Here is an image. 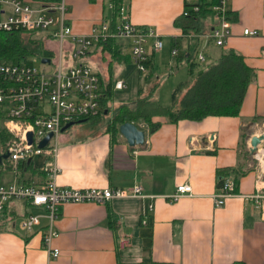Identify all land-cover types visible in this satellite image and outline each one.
Segmentation results:
<instances>
[{
    "label": "crops",
    "instance_id": "1",
    "mask_svg": "<svg viewBox=\"0 0 264 264\" xmlns=\"http://www.w3.org/2000/svg\"><path fill=\"white\" fill-rule=\"evenodd\" d=\"M66 3L67 21L78 34L90 33L94 25L103 21L115 26L121 21L123 8L130 22L151 27L163 42L166 39L171 70L186 66L187 77L172 90L171 105L164 106L158 99L161 80L153 70L165 44L159 51L148 47L151 66L141 72L133 64L124 65L135 64L130 42L115 39L119 51H106L112 58L106 59L104 73L96 71L103 86L112 82L109 108L115 99L116 82L124 80L126 88L136 70L137 90L119 108L135 104L142 94L164 107L172 106L174 90L191 78L188 64L192 38L201 43L194 56L198 62L195 71L205 69L223 51L232 49L244 56L255 74L238 114L177 121L155 115L153 120L160 123L155 130L133 122L146 132L143 145H129L120 126L112 132L109 124L94 133H84L82 127L76 132H62L56 158L60 186L122 188L130 192L140 185L147 196L119 197L106 204L61 205L56 221L59 235L53 242L61 253L55 259L50 258L43 242L48 224L46 209L27 200L8 202L0 212V264H264V140L255 153L251 150L252 137L264 133V0H230L233 33L224 46H217L204 35L216 26L209 11L202 14L199 33L184 32L180 19L188 0H123L117 13L112 0ZM245 28L261 33L247 36L243 34ZM174 48L178 49L177 55L172 53ZM202 53L205 61L199 58ZM184 93L183 90L179 97ZM47 160L37 156L27 162L31 168L25 163L16 166L9 159L3 160L0 184H43L48 177L42 170ZM226 169L229 174L225 178L234 181L235 195L218 206L215 196L223 188L219 172ZM182 184H190L192 193L174 200L172 196ZM30 214L41 217L34 230L28 232L20 222ZM124 236L130 238L127 244L121 242Z\"/></svg>",
    "mask_w": 264,
    "mask_h": 264
},
{
    "label": "built area",
    "instance_id": "2",
    "mask_svg": "<svg viewBox=\"0 0 264 264\" xmlns=\"http://www.w3.org/2000/svg\"><path fill=\"white\" fill-rule=\"evenodd\" d=\"M229 2L230 0H188L184 15L204 13L205 10L211 12L216 26L204 35L212 38L217 46H224L233 33ZM67 11L66 0L50 5L26 0H0V32L42 31L47 34L49 42L59 44L62 52L59 57H50V63H44L53 65L52 70L33 65L29 60L18 63L0 61V106L5 110V127L14 135L1 152H10L8 159L16 166L31 162L37 156L48 159L42 167L48 175L43 184H0V212L5 204L13 200H27L32 205L45 208L48 224L43 231V242L52 259L59 257L61 253L53 244L59 235L56 221L61 205L70 202L106 204L119 197L147 196L140 185L129 192L122 188H70L58 184L60 167L56 158L62 127L71 121H87L101 116L104 111V93L99 74L82 61L77 66L64 64L63 52L69 50L75 58H83L89 56L95 44L117 38L128 39L133 61L141 72H146L150 57L148 47L159 51L164 46L162 37L156 30L133 24L125 16L123 8L120 23L111 27L103 21L94 25L88 34L73 31L67 21ZM243 34L258 36L260 31L245 28ZM172 53L177 55L178 49L174 48ZM199 58L205 61L206 55L202 53ZM125 86L124 80H118L115 84L116 89ZM30 132L33 138L31 143ZM50 133L52 136L49 142L41 147L40 142ZM234 185L232 179H224L222 192L215 196L218 206L224 204L227 197L235 195ZM191 193L192 186L182 184L172 198L175 200ZM40 217L37 214L23 217L21 228L33 231L40 222ZM129 241L127 236L121 238L123 244Z\"/></svg>",
    "mask_w": 264,
    "mask_h": 264
},
{
    "label": "trees",
    "instance_id": "3",
    "mask_svg": "<svg viewBox=\"0 0 264 264\" xmlns=\"http://www.w3.org/2000/svg\"><path fill=\"white\" fill-rule=\"evenodd\" d=\"M31 3H41L50 5L60 3L61 0H26ZM96 1V0H90ZM115 13L118 12L123 4V0H112ZM203 13H195L189 16L182 15L180 24L185 33H199L200 21ZM32 35L36 38H31L28 43L24 42V35ZM39 35V37L36 36ZM40 41L46 44L48 41L47 34L42 31H26L20 30L15 32H0V61L18 63L30 60L29 57L39 56L53 57L52 50H43ZM35 44V45H33ZM104 51H119V44L115 39L107 42L95 44ZM34 46V47H33ZM190 62L189 72L190 80L187 83H181L173 92V105L164 107L159 103L151 100L149 97L142 96L138 98L135 104H126L119 108V111L109 123L110 131L116 132L118 127L125 122H139L141 120L149 123L152 130L160 126L159 122H155L152 117L154 115H163L168 119L177 121L179 119L202 120L208 115L222 114H238L241 105L244 101L249 83L252 81L255 70L251 68L245 61L242 54L235 50L223 51L221 56L208 64L205 69L195 71L198 62L194 56L199 51L201 43L199 39L192 38L190 43ZM195 47V48H194ZM117 48V49H116ZM116 49V50H115ZM185 56V55H184ZM147 65L150 67L149 62ZM101 80V88L104 96L102 97V105L104 107L103 114L108 109L110 112L108 99L112 92V82L105 86ZM185 91L183 97H179L182 91ZM108 93V94H107ZM148 107L154 109L153 112H148ZM5 110L0 106V118L4 119ZM1 141L6 148V141L10 136L3 130H0ZM27 163H25V166ZM0 166H2L0 164ZM23 166V165H22ZM31 168V165H27ZM229 171L226 169L219 172V184L223 187L224 178L227 177ZM5 207V206H4ZM4 209V208H3ZM3 212V210H2ZM130 264H172V263H157V262H139Z\"/></svg>",
    "mask_w": 264,
    "mask_h": 264
},
{
    "label": "rangeland",
    "instance_id": "4",
    "mask_svg": "<svg viewBox=\"0 0 264 264\" xmlns=\"http://www.w3.org/2000/svg\"><path fill=\"white\" fill-rule=\"evenodd\" d=\"M76 33V32H75ZM261 33V32H260ZM37 37H39V35L36 34ZM36 38L32 35H24L23 36V40L24 42L28 43L30 41L31 38ZM129 41L128 39H119L117 38V42L119 41ZM164 44H165V49L164 52L160 53L157 58V65L155 67V69L153 70V73L155 75H158L160 77L161 80V87L159 89L158 92V99L160 101V103L162 105H171V95H172V90L174 89V87L176 86V84L185 79L187 77V72H186V66L185 64H182L178 69H172L173 73L170 74L172 72V70L170 69L171 65V61H172V57L170 55V53L168 52V44L166 43V39H164ZM42 47L43 50H52L54 52V55L56 57V55L59 57L60 54L62 55L61 50L59 49V44L57 42H49L47 41L46 44L40 41L39 43ZM35 45V44H33ZM36 46V45H35ZM34 47V46H33ZM59 51V52H58ZM124 51L128 52L129 48L127 46H124ZM103 55L105 57V59H103ZM31 61V63L33 65H36L38 67L41 68H46L48 70H52L53 69V65H49V64H44L41 61V58L39 56H35L33 58V56L29 57ZM112 58L110 53L108 52H103L101 50L98 49L97 45H95L92 50L91 53L89 54V56L83 57V58H75L73 56V54L71 53V51L66 50L63 52V61L64 64H68L69 66H77L79 65V63L82 61L85 64L90 65L95 71L97 72H103L104 73V67L106 66V59H110ZM136 66L133 62L130 64H126L124 63V65H129V66ZM171 75V76H170ZM138 81H139V71L136 70V72L134 73V76H132L130 79L127 80L128 84L127 87L124 89H116L114 94V98L113 101L110 103V112L107 114H103L101 116L98 117H94L91 118L87 121L81 122V123H75L73 125H71L65 133H69V132H76L79 131L82 128L84 133H94L97 130H99V128H101L102 126H106L107 124L111 123L112 118L116 115V112H118L119 107L121 106L122 103H124V99L127 98L128 96L132 95L133 93L136 92L137 90V85H138ZM152 108L148 107V112H153V110H151ZM159 116H163V115H159ZM155 117V115L152 117V119ZM5 120L0 118V130H3L5 133H7L10 138H8L7 142L14 136L11 132H9V130L5 127ZM140 126L144 127V124L147 127H149V123H147L144 120H141L138 122ZM3 149H5L4 144L1 141V137H0V151H2ZM3 214H1L0 216V221L3 220Z\"/></svg>",
    "mask_w": 264,
    "mask_h": 264
},
{
    "label": "water",
    "instance_id": "5",
    "mask_svg": "<svg viewBox=\"0 0 264 264\" xmlns=\"http://www.w3.org/2000/svg\"><path fill=\"white\" fill-rule=\"evenodd\" d=\"M42 63H50L51 58L50 57H43L41 59ZM108 113V110L105 111V114ZM86 121L85 119H81L78 121H71L67 124H65L62 127V132L66 131L71 125L75 123H81ZM120 132L124 136V138L127 140L129 145L131 146H139L143 145L146 141V132L143 129H140L135 123L133 122H125L120 126ZM52 136V133H50L45 139H43L40 142V146L44 147L50 140ZM264 140V133L260 136H253L251 139L252 144V152L255 153L259 149L260 143ZM33 141L32 138V132L29 133V142L31 143ZM10 156V152H1L0 151V163L3 162V160L8 159Z\"/></svg>",
    "mask_w": 264,
    "mask_h": 264
},
{
    "label": "bare ground",
    "instance_id": "6",
    "mask_svg": "<svg viewBox=\"0 0 264 264\" xmlns=\"http://www.w3.org/2000/svg\"><path fill=\"white\" fill-rule=\"evenodd\" d=\"M264 153V151H262ZM263 160V159H262Z\"/></svg>",
    "mask_w": 264,
    "mask_h": 264
}]
</instances>
